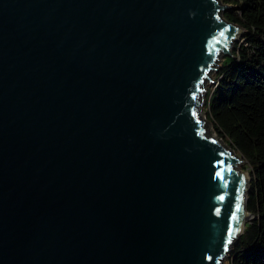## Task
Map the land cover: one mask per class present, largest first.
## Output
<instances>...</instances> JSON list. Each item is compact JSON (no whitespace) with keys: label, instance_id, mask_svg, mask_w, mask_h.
Listing matches in <instances>:
<instances>
[{"label":"water","instance_id":"1","mask_svg":"<svg viewBox=\"0 0 264 264\" xmlns=\"http://www.w3.org/2000/svg\"><path fill=\"white\" fill-rule=\"evenodd\" d=\"M227 8L0 0V264H223L255 219L200 116Z\"/></svg>","mask_w":264,"mask_h":264},{"label":"trees","instance_id":"2","mask_svg":"<svg viewBox=\"0 0 264 264\" xmlns=\"http://www.w3.org/2000/svg\"><path fill=\"white\" fill-rule=\"evenodd\" d=\"M224 18L243 31L224 56L206 99L207 120L246 163L247 210L255 219L234 244L230 264H264V0H220Z\"/></svg>","mask_w":264,"mask_h":264},{"label":"rangeland","instance_id":"3","mask_svg":"<svg viewBox=\"0 0 264 264\" xmlns=\"http://www.w3.org/2000/svg\"><path fill=\"white\" fill-rule=\"evenodd\" d=\"M227 9H228V8H227ZM227 9H226L225 11H227ZM236 36H237V38L233 41V43H232V45H231L232 47H231V50L229 51L230 53L233 52V50H234V46H235L236 43H238V42L242 43V42H243V32H238V33L236 34ZM223 58H224V56H222V58L219 60V62H218V64H217V67H216L217 69L214 70L213 72H211V74H210V76H209V79L205 82V84H204V92H203V94L201 95V100L203 101V102H202V105H201V110H202L203 112H200V116H201L202 121L204 122L203 127H204V129H205V134H206L207 136H209V137H215V138H218V139H220V138H219L218 135L216 134V132H215V130H214L212 124H210V123L208 122V120H207V115H206L205 111H206V99H207V96H208V92H209L210 90L214 89L215 86H216V83H215V82H216V78H217V75H218V73H219V70H220V67H221V62H222ZM210 80H211V81H210ZM212 81H213V82H212ZM221 141H223V140H221ZM240 158H241V157H240ZM241 159H242V158H241ZM242 160H243V159H242ZM245 167H246V163L244 162V163L240 164V166H239V170H240L241 172H243V173L248 174L247 171L245 170ZM248 175H249V174H248ZM249 180H250V175H249ZM231 252H232V250L230 251V254H229L227 257L224 258V260H223V264H230Z\"/></svg>","mask_w":264,"mask_h":264},{"label":"bare ground","instance_id":"4","mask_svg":"<svg viewBox=\"0 0 264 264\" xmlns=\"http://www.w3.org/2000/svg\"><path fill=\"white\" fill-rule=\"evenodd\" d=\"M236 34H237V33L234 34V37H233V39H232V43H233V41L237 38ZM232 43H231V44H232ZM231 47H232V46H231ZM231 47H230L229 50H231ZM213 71H214V70H213ZM213 71H212V72H213ZM210 74H211V73H210ZM209 76H210V75H209ZM242 163H243V162L240 161L239 164H238V166H237V170H238L239 172H241V171L239 170V166H240V164H242ZM243 184H244V187H243L244 191H243V200H242V218H241V223L245 222V220H244V218H243V215L246 214L245 196L247 195V190H248V185H249V176L246 175V174H243Z\"/></svg>","mask_w":264,"mask_h":264},{"label":"snow or ice","instance_id":"5","mask_svg":"<svg viewBox=\"0 0 264 264\" xmlns=\"http://www.w3.org/2000/svg\"><path fill=\"white\" fill-rule=\"evenodd\" d=\"M221 35H223V33H221Z\"/></svg>","mask_w":264,"mask_h":264}]
</instances>
